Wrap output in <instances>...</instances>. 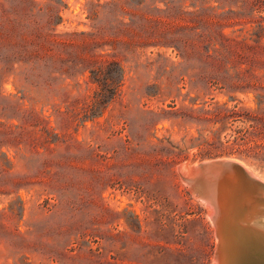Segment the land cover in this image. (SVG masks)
Listing matches in <instances>:
<instances>
[{
	"label": "rangeland",
	"instance_id": "1",
	"mask_svg": "<svg viewBox=\"0 0 264 264\" xmlns=\"http://www.w3.org/2000/svg\"><path fill=\"white\" fill-rule=\"evenodd\" d=\"M34 1L54 5L41 20L56 21V33L91 30L87 0ZM258 31L256 22L225 30L250 43ZM102 53L119 62L122 83L83 123L76 113L100 90L89 72L78 81L44 72L36 84L0 78V129L23 132L15 142L0 133V169L9 172L0 173V264H215L208 207L178 171L228 158L264 178L263 106L253 92L206 80L192 55L108 45ZM233 105L239 113L216 109ZM241 136L249 142H234Z\"/></svg>",
	"mask_w": 264,
	"mask_h": 264
},
{
	"label": "trees",
	"instance_id": "2",
	"mask_svg": "<svg viewBox=\"0 0 264 264\" xmlns=\"http://www.w3.org/2000/svg\"><path fill=\"white\" fill-rule=\"evenodd\" d=\"M86 6L91 30L58 34L56 21L41 20L54 9L51 3L16 0L6 7L1 2L0 78L13 74L18 81L36 84L44 72L60 81H78L89 72L100 90L94 92L91 104L83 103L76 113H82L79 120L83 123L103 112L122 83L119 62L104 58L107 54L102 53L103 48H154L170 50L183 58L194 56L206 80H223L232 92H253L259 109H264V42L260 40L264 17L255 16L264 12V0H87ZM251 22L259 28L254 43L225 32ZM108 31L113 36L109 41L105 39ZM256 69L262 73L255 74ZM231 70L235 75L227 77ZM104 89L112 91L107 95ZM216 109L232 115L240 111L237 105ZM254 117L256 121L262 119ZM0 133L13 142L23 135L21 126L13 124L1 128ZM234 142L247 144L249 139L241 136ZM27 146L31 150L32 145ZM34 155L31 152L29 162ZM0 173L9 174L4 169ZM9 182L16 190L23 186L16 179Z\"/></svg>",
	"mask_w": 264,
	"mask_h": 264
},
{
	"label": "water",
	"instance_id": "3",
	"mask_svg": "<svg viewBox=\"0 0 264 264\" xmlns=\"http://www.w3.org/2000/svg\"><path fill=\"white\" fill-rule=\"evenodd\" d=\"M213 167V179L214 182H219L217 185L223 187V178L227 175L228 172L235 171L238 175L242 173L244 176H249L250 178L254 179L255 177L252 176L249 171L243 168L240 164L236 161L231 159H210L206 161H202L198 163V165L192 167V171L196 174L203 170L204 168ZM219 169H223L225 174H220L218 171ZM181 178V177H180ZM239 178V177H238ZM182 180V179H181ZM243 184V185H242ZM240 185L248 192H251L252 187H247L243 180L240 181ZM246 186V187H245ZM189 189V187H188ZM223 189V188H222ZM190 190V189H189ZM191 192V190H190ZM192 193V192H191ZM198 196L196 197L199 201H201L204 205L210 208V220L214 227V233L217 238V247L214 253V259L217 261V264H257V261L262 259L264 261V240L260 241L258 247L256 246L257 252L254 250H250L247 248L238 250H233L232 248V241L233 235L236 234L238 239L240 240H251L246 232H253L256 231L257 233H262L259 229L253 228L250 224H247L244 220H238V210L240 208V201L246 198V196H242L234 191L230 193L227 201L225 200V204H223V211H221V207L218 209L216 200L221 191L218 192L212 191L208 188V192L205 190L201 192H197ZM252 196L258 193L252 192ZM218 210H220V214H218ZM239 223V225H238ZM240 226V227H239ZM264 234V233H263ZM234 252V253H233ZM234 254V257H233Z\"/></svg>",
	"mask_w": 264,
	"mask_h": 264
},
{
	"label": "bare ground",
	"instance_id": "4",
	"mask_svg": "<svg viewBox=\"0 0 264 264\" xmlns=\"http://www.w3.org/2000/svg\"><path fill=\"white\" fill-rule=\"evenodd\" d=\"M232 160V159H231ZM233 161H236L233 160ZM238 164H240L243 168H245L249 173L254 176L255 178L252 179L248 175L244 176L242 173L239 175L235 171L228 172L227 175L223 178V187L217 185L219 182L215 181L213 179V167L204 168L198 174L194 173L191 169L192 167L198 165L193 164L192 166H187L186 172H180L178 171L182 181L186 184L187 187L191 190V192L194 194V196H198L197 192L201 190L208 192V188H210L212 191L218 192L221 191V194L215 198L216 204L218 209L220 208L221 211H223V204H225V200L227 201L228 197L230 196V193L232 191L241 194L242 196H246L245 199L240 201V208L237 212L238 214V220H244L247 222V224H250L255 227V229H259L262 231V233H257L253 230V232H246L248 236H251L249 238H252L251 240H240L238 239L237 235H233V241L232 245L234 248L233 250H238L239 248L244 249H250L256 250V246L258 247L260 241L264 240V178L259 177L257 174L254 173V171L250 170L246 165L239 162V160L236 161ZM220 174H225L223 169H219L218 171ZM239 177V178H238ZM243 180L247 187H252L251 192H248V194H245L247 191L240 185V181ZM243 185V184H242ZM246 187V186H245ZM223 188V189H222ZM252 192L258 193L256 195L252 196ZM220 210H218V214H220ZM210 214V208H208L207 218ZM239 225V223H238ZM240 227V226H239ZM264 246V245H263ZM234 253V252H233ZM234 257V254H233ZM213 262L217 264V261L213 258ZM249 263V262H248ZM247 263V264H248ZM257 264H264V261L262 259L257 261Z\"/></svg>",
	"mask_w": 264,
	"mask_h": 264
}]
</instances>
